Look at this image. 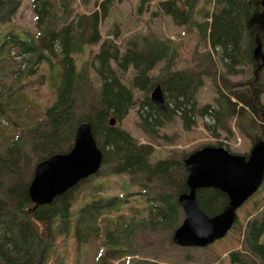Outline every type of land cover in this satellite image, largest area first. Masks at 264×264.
I'll use <instances>...</instances> for the list:
<instances>
[{"label":"trees","instance_id":"trees-1","mask_svg":"<svg viewBox=\"0 0 264 264\" xmlns=\"http://www.w3.org/2000/svg\"><path fill=\"white\" fill-rule=\"evenodd\" d=\"M15 1L0 0V25L9 22L19 4ZM79 1L84 5L87 0ZM146 1L140 0V6ZM261 1L163 0L158 3V9L173 25L196 28V38L206 51L236 66L241 60H250L253 48L260 44L259 31L264 30ZM209 4L212 12L208 14ZM98 8L104 16V2ZM31 9L35 16V33L27 31L22 36L12 24L0 26V59L4 57L0 75H16L6 87L21 90L22 83L33 78V70L43 65L54 102L42 113L39 111L40 117L36 120L28 122L27 106L14 116L20 128L28 129L25 139L20 129L14 138L0 130V264H43L53 254L56 238L65 234L73 235L77 244L102 235L103 254L110 255V260L125 258L119 264H137L139 244L148 238L159 237L165 239V244H172L171 234L183 218L176 199L178 194L187 192L185 156L170 150L162 158H153L151 145L138 144L116 124L137 104L139 131L147 141L155 139L156 129L162 128L169 119L168 114L161 113L148 100L150 89L159 85L166 103L171 106L170 115H177L188 125L185 130L195 126L198 119H202V126L209 130L205 117L218 120L220 116L218 118L216 111H219L220 115L231 118L230 110L236 105L232 98L249 108L251 102L257 103L258 93L264 94V84L253 82L255 75L243 87L242 94L247 99L244 101L227 81L219 79L222 89L214 88L218 93L214 106L218 110L210 105L199 108L193 94L199 71L187 69L156 76L152 70L161 63L168 67L175 57V48L169 40L135 35L125 40L121 51L111 39L99 37L97 13L82 14L74 0H31ZM7 30L11 32L4 35ZM108 35L118 37L117 32H108ZM84 46H96L97 52L89 63L85 61L84 67L79 68L73 56H82ZM9 54L14 61L21 58L27 64L23 72L19 70L21 63L14 67L17 63H11ZM87 66L94 72L97 87L86 77ZM205 69L201 67L202 71ZM128 85L139 95H133ZM10 101L0 92V115L6 112ZM23 102L27 104L26 96ZM241 107L239 118L244 112ZM259 107L262 111L255 107L253 114L259 119L261 134L254 131L247 136L251 143L255 137L264 141V104ZM109 118L115 121L112 127L108 125ZM82 123L90 124L92 137L101 152L99 170L103 165L108 166L113 175L127 176L125 185L147 190L145 195L137 193V198L130 201L135 205L133 208H126L129 200L122 199V195L119 199L104 197L97 188L99 197L93 196L91 186L79 200L71 197L73 187L48 205L32 207L26 195L32 166L51 155L68 152L75 129ZM7 124L10 123L7 121ZM223 129L228 130V124H220L219 130ZM261 188L264 190V181ZM125 192L129 193L128 189L125 188ZM195 198L199 209L207 216L219 213L226 204V196L211 189L197 190ZM259 207V216H251L253 219L243 226L240 248L229 252L225 262L219 261V264H264V206L260 210ZM236 222L235 216L233 224Z\"/></svg>","mask_w":264,"mask_h":264},{"label":"rangeland","instance_id":"rangeland-1","mask_svg":"<svg viewBox=\"0 0 264 264\" xmlns=\"http://www.w3.org/2000/svg\"><path fill=\"white\" fill-rule=\"evenodd\" d=\"M74 1L79 12L84 15H89L96 11L98 12L96 13L98 15L97 31L99 37L101 39H111L114 44L121 48V51L123 50L125 40L135 35L156 36L161 40H169L175 48V57L172 58L168 67L161 63L152 70L155 71L156 76L187 69L199 71L196 74L198 77V84L193 91L194 101L199 108L210 105L218 110V108L214 106L218 98V93L214 88L216 86L219 90L222 89L219 79L227 81L233 87L232 91L244 101H247V99L243 97L244 94H242V90H245L243 87L248 85L255 75L256 79L253 82L264 84V65L262 66L260 60L256 61L253 56V50L256 46L252 50V60H241L236 66H232L231 62L224 63L217 54L205 50L201 42L196 38V28L186 29V27L182 26L177 27L172 24L168 17L159 11L158 3L163 0H147L141 6L140 0H87L84 5H82L79 0ZM15 2H18L19 4L16 5L15 11L10 15L9 22L0 26L5 27L12 24L17 31L21 32L22 36H24L27 31L35 33V16L31 9V0H16ZM103 2L105 14L104 16H101L98 7L100 3ZM138 6H140L139 11L136 10ZM206 9L208 10V14L212 12L211 4L207 5ZM10 32L11 30H7L4 35ZM108 32H117L118 37L114 38V36L108 35ZM258 40L260 42L258 45H261L260 51L264 54L263 29L259 31ZM14 52L18 53L16 50H14ZM96 52V46H84L82 56H73L76 60V66L79 68L84 67L83 62L87 61V63H89L90 59ZM3 58L4 57L0 59V62ZM9 60L11 63H17V65L14 66L16 68L21 63V66L19 67L21 72L26 69L27 64H24L21 58H15L14 61L13 55L9 54ZM196 62H199L200 65H197ZM0 64L4 65V62H1ZM22 65H24V67H22ZM201 67L206 69L202 71ZM38 68L39 69L33 70V78L29 77L26 84L22 83L21 90L6 87L9 80L15 79L17 77L16 75H0V92L9 101L10 99H15L8 102V107L5 109L6 112L0 115V130H5V133L9 135V138H14L17 135L18 129L24 134V139L28 135V129H23L24 127L20 128V122L15 123L13 119L14 116L20 114V109L27 106L25 111H29L30 116L27 117V119L29 120L28 122H30L38 119L40 117L38 115L39 111L42 113L45 108L50 107L54 102V96L52 97L50 95V89L46 83V73H44L46 67L40 65ZM165 69H167V71H165ZM129 73H132L130 69ZM21 75H23V73H21ZM94 76L92 69L87 66L86 77L89 78L94 87H97L98 81L95 80ZM229 84L228 86H230ZM155 86H153L148 92L149 102L150 93ZM127 88L132 91L133 95H139V93L135 90L133 91L129 85ZM159 89L163 98L165 111L163 112L154 104L153 105L161 113L168 114L169 119L162 124V128L158 127L156 129L157 134L155 139L147 141L145 136L139 131L137 125L138 119L136 116L137 104L116 124L117 127L127 132L138 144L151 145L154 150L153 158H162L170 150H177L183 154V156L187 157L193 151L205 146H221L230 153L244 155L248 152L251 146V140L247 136L251 135L254 131H260L259 128H261V126L259 119L253 114V111L255 107L262 111L259 105L263 106L264 104V94L258 93L257 103L251 102L249 108L237 103V101L232 98V102L236 103V105L235 107L232 106L230 110L229 115H233L231 118H228V115L226 114L220 115L219 111H216L219 114L218 118L220 116V119L218 120H212L211 118L205 117V121L208 124L210 131L204 129L202 126V119H198L195 126H191L188 130H185L188 125L183 124L177 115H170L171 106L166 103L160 86ZM20 91H24L23 94H19ZM25 96L27 97V104L23 102ZM240 107L244 112L239 118L238 112ZM251 114L252 117L250 118ZM7 116L9 117L8 119ZM7 121L10 124H7ZM257 123L259 124L256 126ZM220 124H228L229 129H223L222 131L219 130ZM260 134L261 131L259 135ZM29 153L31 152L29 151ZM32 155L37 156L36 153H33ZM37 163L38 161L35 162V164ZM111 172L112 171L108 166L103 165L97 174L75 185L71 197L74 198V200L76 198L79 200L83 194L87 193L89 186H91L90 191L93 196L99 197V195L103 194L104 197H115L119 199V196L122 195V199L129 200L126 208H133L135 205L130 201L137 198V193L138 195H145L147 190L142 191L140 188H137L136 185H125L124 180L127 179L126 175H113ZM24 181L27 182V177ZM141 186L144 185L141 184ZM97 188L98 191H100L99 195L96 193ZM125 188L128 189L129 193L125 192ZM259 189L237 210V212H235L237 222L235 225L233 224L228 231L229 233L226 234L225 239L222 238L217 240L204 248H180L173 243H170L169 245L165 244V239L163 238L159 239V237H151L143 244H139L141 250L140 254H137L139 256L136 258L138 260L137 264H219V261L225 262L229 252L240 248L243 235L242 229L246 221L253 219L251 216L257 218L261 212H257V208L259 206L261 208L264 206V190H262V188ZM147 206L148 204H146V207ZM260 207L259 210L261 209ZM75 208L76 207H72L71 209ZM135 208L138 210L141 209L140 206H136ZM122 213L125 214L127 212L122 211ZM12 231L14 232L15 230L12 229ZM102 241V235H98L97 238H90L83 244H77L73 235H60L56 238V241H54L55 243H53L51 251L53 254L42 263L119 264L125 259L120 258L118 260H110V255L106 256L105 253L103 254ZM220 241H222V244H218ZM126 253L131 252L126 250ZM97 256L100 257L97 258ZM132 258H134V256L131 257V259Z\"/></svg>","mask_w":264,"mask_h":264},{"label":"water","instance_id":"water-1","mask_svg":"<svg viewBox=\"0 0 264 264\" xmlns=\"http://www.w3.org/2000/svg\"><path fill=\"white\" fill-rule=\"evenodd\" d=\"M264 14V0L260 2ZM260 45L253 50L255 60L264 65ZM261 67V66H259ZM150 102L165 111L159 86L150 93ZM109 118L108 125L114 126ZM101 166V152L91 134L90 124H79L74 132L72 146L64 154H54L33 167L26 189L34 208L48 205L79 182L95 175ZM186 193L176 202L183 218L171 236L180 248H204L222 239L231 229L236 210L251 197L264 179V141L255 137L244 155L233 154L222 147L205 146L193 151L183 160ZM211 189L226 196L222 210L207 216L198 207L197 190Z\"/></svg>","mask_w":264,"mask_h":264},{"label":"crops","instance_id":"crops-1","mask_svg":"<svg viewBox=\"0 0 264 264\" xmlns=\"http://www.w3.org/2000/svg\"><path fill=\"white\" fill-rule=\"evenodd\" d=\"M139 7V6H138ZM138 7L136 8V10L138 9Z\"/></svg>","mask_w":264,"mask_h":264},{"label":"bare ground","instance_id":"bare-ground-1","mask_svg":"<svg viewBox=\"0 0 264 264\" xmlns=\"http://www.w3.org/2000/svg\"><path fill=\"white\" fill-rule=\"evenodd\" d=\"M79 183H80V182H79ZM79 183H78V184H79Z\"/></svg>","mask_w":264,"mask_h":264},{"label":"flooded vegetation","instance_id":"flooded-vegetation-1","mask_svg":"<svg viewBox=\"0 0 264 264\" xmlns=\"http://www.w3.org/2000/svg\"><path fill=\"white\" fill-rule=\"evenodd\" d=\"M261 46V45H260ZM256 70V69H255Z\"/></svg>","mask_w":264,"mask_h":264}]
</instances>
